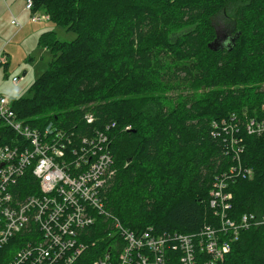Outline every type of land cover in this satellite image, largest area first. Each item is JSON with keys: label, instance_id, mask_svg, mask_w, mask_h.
I'll return each instance as SVG.
<instances>
[{"label": "trees", "instance_id": "trees-1", "mask_svg": "<svg viewBox=\"0 0 264 264\" xmlns=\"http://www.w3.org/2000/svg\"><path fill=\"white\" fill-rule=\"evenodd\" d=\"M38 10L76 37L40 35L53 58L12 98L17 117L39 128L110 130L116 172L102 199L124 227L192 233L216 225L208 192L230 157L211 121L263 112L264 0H33ZM220 14L228 43H218ZM245 143L255 178L231 186V214L264 215V139ZM218 264H264V224L242 231Z\"/></svg>", "mask_w": 264, "mask_h": 264}, {"label": "built area", "instance_id": "built-area-1", "mask_svg": "<svg viewBox=\"0 0 264 264\" xmlns=\"http://www.w3.org/2000/svg\"><path fill=\"white\" fill-rule=\"evenodd\" d=\"M32 6L33 0H24L25 10ZM42 18L48 16H31L32 21ZM11 23L21 28L15 19ZM5 62L0 56V65ZM22 78L12 76L11 82L16 86ZM262 110L211 121V135L222 140L230 157L213 175L208 192L218 223L192 233H158L151 226L130 230L105 208L102 193L116 172L107 133L52 122L32 126L17 117L12 98L0 94V132L6 139L0 144V264H218L242 231L264 224L263 214H231V186L255 174L242 156L246 136L264 139ZM84 120L92 124L93 114L86 112ZM27 173L31 182H20ZM100 230L104 238L93 241ZM98 242L104 243L100 249Z\"/></svg>", "mask_w": 264, "mask_h": 264}, {"label": "rangeland", "instance_id": "rangeland-1", "mask_svg": "<svg viewBox=\"0 0 264 264\" xmlns=\"http://www.w3.org/2000/svg\"><path fill=\"white\" fill-rule=\"evenodd\" d=\"M33 13L43 15L39 10L36 12L25 10L24 0H0V56L6 57V62H8L7 68L3 64L0 65V94L11 98L24 95L31 83L47 68L53 58L52 53L38 43L43 32L53 30L57 38L64 41H70L76 37L75 33L66 31L47 19L32 21ZM12 19H15L21 26L18 31L17 27L11 23ZM227 20L228 18L223 14L215 18L219 44L226 35L224 25L227 26L228 23H225ZM24 70L26 74L19 84L14 86L11 77L21 76ZM262 108H264V103L260 106V109ZM100 232L99 235L92 236L93 241L104 238V233L100 234Z\"/></svg>", "mask_w": 264, "mask_h": 264}, {"label": "bare ground", "instance_id": "bare-ground-1", "mask_svg": "<svg viewBox=\"0 0 264 264\" xmlns=\"http://www.w3.org/2000/svg\"><path fill=\"white\" fill-rule=\"evenodd\" d=\"M89 112V111H88ZM248 113V112H247ZM248 115V114H247ZM95 118V117H94ZM47 124V123H46ZM90 125H92V124H90ZM115 125V124H114ZM93 126V125H92ZM64 128V127H63ZM67 128V127H66ZM93 128V127H92ZM73 129V128H72ZM96 129H98V128H96ZM99 130V129H98ZM112 131V130H111ZM123 131V130H122ZM108 132V131H107ZM109 132H110V130H109ZM109 132H108V134H109ZM112 133V132H111ZM110 135V134H109ZM109 137H112V136H109ZM110 148V147H109ZM224 148V147H223ZM225 159H227V158H225ZM230 160V159H229ZM228 160V161H229ZM252 167V166H251ZM253 178H255V177H253ZM240 180V179H239ZM242 180H245V179H242ZM252 180V179H251ZM251 180H249V181H251ZM238 181V180H237ZM236 183V182H235ZM234 183V184H235ZM233 195H234V193H233ZM114 215V214H113ZM260 215V214H259ZM117 218V217H116ZM100 231H102V230H100ZM103 232H100V234H102ZM96 234H98L99 235V233L97 232ZM95 234V235H96ZM97 236V235H96ZM101 236V235H100ZM102 239V238H101Z\"/></svg>", "mask_w": 264, "mask_h": 264}, {"label": "flooded vegetation", "instance_id": "flooded-vegetation-1", "mask_svg": "<svg viewBox=\"0 0 264 264\" xmlns=\"http://www.w3.org/2000/svg\"><path fill=\"white\" fill-rule=\"evenodd\" d=\"M223 39H222L223 41H226L227 43L229 42V38L227 37V35H224Z\"/></svg>", "mask_w": 264, "mask_h": 264}, {"label": "water", "instance_id": "water-1", "mask_svg": "<svg viewBox=\"0 0 264 264\" xmlns=\"http://www.w3.org/2000/svg\"><path fill=\"white\" fill-rule=\"evenodd\" d=\"M217 42V39H215V40H213V44H215ZM26 74V71L24 70L23 72H22V75L24 76Z\"/></svg>", "mask_w": 264, "mask_h": 264}]
</instances>
